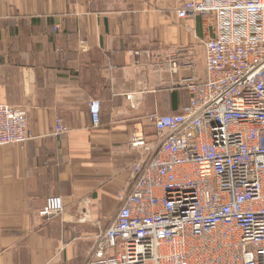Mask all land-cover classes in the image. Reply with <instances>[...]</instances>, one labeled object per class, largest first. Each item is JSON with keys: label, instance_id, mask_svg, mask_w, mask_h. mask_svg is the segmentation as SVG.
Listing matches in <instances>:
<instances>
[{"label": "crops", "instance_id": "0c3cea01", "mask_svg": "<svg viewBox=\"0 0 264 264\" xmlns=\"http://www.w3.org/2000/svg\"><path fill=\"white\" fill-rule=\"evenodd\" d=\"M209 37L171 0H0V104L23 111L34 138L0 146V264L87 263L143 159L130 141L153 140L152 118L187 106ZM172 56L193 67L160 68ZM57 120L68 134L54 135ZM52 196L65 213L46 222Z\"/></svg>", "mask_w": 264, "mask_h": 264}, {"label": "built area", "instance_id": "2783aa9c", "mask_svg": "<svg viewBox=\"0 0 264 264\" xmlns=\"http://www.w3.org/2000/svg\"><path fill=\"white\" fill-rule=\"evenodd\" d=\"M171 1L180 20L200 19L210 34L206 76L188 80L180 112L152 118L153 140L130 141L143 159L86 264H264V0ZM187 66L172 56L160 68ZM88 107L98 128L100 101ZM68 133L57 120L54 135ZM33 139L26 114L0 104V146ZM64 210L52 196L39 217Z\"/></svg>", "mask_w": 264, "mask_h": 264}]
</instances>
